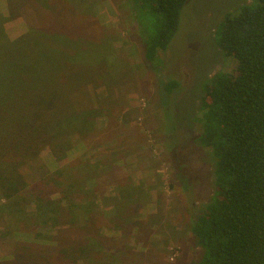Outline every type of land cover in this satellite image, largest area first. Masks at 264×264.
I'll return each mask as SVG.
<instances>
[{"label": "trees", "instance_id": "1", "mask_svg": "<svg viewBox=\"0 0 264 264\" xmlns=\"http://www.w3.org/2000/svg\"><path fill=\"white\" fill-rule=\"evenodd\" d=\"M130 1L145 60L159 69L160 54L171 46L190 0ZM8 2L14 16L30 22L28 32L12 40L0 13V214L10 217L2 225L30 230L22 225L30 218L43 231L34 233L38 242H46V230L57 231L51 246L18 244L9 264H65L71 252L93 257L85 243L104 246L97 228L103 216L94 200H86L88 190L74 167L52 174L39 156L48 148L63 160L74 141L87 146L88 127L102 110L82 96L94 65L78 60L71 44L82 38L81 17H70L66 0ZM215 42L234 69L218 72L202 87L197 141L213 157L215 195L191 227L201 248L196 264H264V0L226 13ZM178 86L169 81L163 90L172 94ZM30 164L37 166L34 180Z\"/></svg>", "mask_w": 264, "mask_h": 264}, {"label": "rangeland", "instance_id": "2", "mask_svg": "<svg viewBox=\"0 0 264 264\" xmlns=\"http://www.w3.org/2000/svg\"><path fill=\"white\" fill-rule=\"evenodd\" d=\"M249 1L190 0L171 46L160 54L163 66L156 69L145 60L130 0H66L70 17H81L77 36L82 38L71 43L76 58L94 65H89L91 84L82 96L102 110L88 127L87 146L74 141L63 160L48 148L39 156L49 173L76 169L73 174L88 190L86 200H94L95 212L103 216L97 228L104 246L86 242L93 257L89 251L71 252L65 264L198 262L201 248L191 227L215 195L213 157L197 141L202 87L218 72L234 69L233 60L216 45L215 32L226 13ZM0 13L10 39L28 32L30 19L14 16L8 0H0ZM153 28L149 20V31ZM169 81L179 83L172 94L163 90ZM36 170L34 164L27 167L32 180ZM9 219L0 214V264L11 262L18 244L51 246L57 235L48 229L46 242H38L34 233L43 231L32 219L22 224L30 230L5 229L2 223Z\"/></svg>", "mask_w": 264, "mask_h": 264}]
</instances>
